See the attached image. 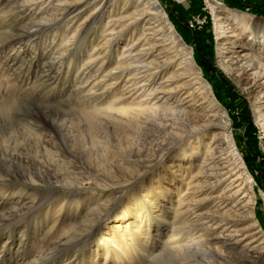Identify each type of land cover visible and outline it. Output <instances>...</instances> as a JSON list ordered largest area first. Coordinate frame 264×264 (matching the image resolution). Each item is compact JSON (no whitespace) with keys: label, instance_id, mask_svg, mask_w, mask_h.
Segmentation results:
<instances>
[{"label":"rangeland","instance_id":"obj_1","mask_svg":"<svg viewBox=\"0 0 264 264\" xmlns=\"http://www.w3.org/2000/svg\"><path fill=\"white\" fill-rule=\"evenodd\" d=\"M78 1L0 0V264H264L263 90L219 63L208 2L264 13L158 0L215 107L180 59L154 76L109 75L154 19L111 39L107 22L127 26L131 7L105 0L96 20L101 1L72 11ZM178 12L209 25L189 30ZM168 77L175 96L156 90ZM223 112L251 184L227 166Z\"/></svg>","mask_w":264,"mask_h":264},{"label":"bare ground","instance_id":"obj_2","mask_svg":"<svg viewBox=\"0 0 264 264\" xmlns=\"http://www.w3.org/2000/svg\"><path fill=\"white\" fill-rule=\"evenodd\" d=\"M81 1L73 4L71 8L72 11L81 7ZM99 1H101V6L93 13L94 19L96 20L101 15L105 0L104 2L103 0H87L88 3ZM124 2L131 7V11L126 12V14L122 16V18L128 21V24L121 29L115 30L116 28L113 25L119 20H109L107 24L111 23V27H108L110 34H112L111 39H115L117 37H115L116 34L122 33L124 28L128 29L131 25L136 29L139 22L146 17L154 20L143 26L139 35L131 41L128 47L123 49L118 60L119 63L117 67H115L116 73L112 71L109 75L118 79L130 72H134V76L140 73L154 76L168 67L169 63L176 62L180 59L177 63L178 68L187 67V69H189L190 80H193L191 84H197V87L202 88L214 106L217 105L218 102L214 99L210 84L202 77L201 69L196 65L192 57L191 48L182 41L172 23L162 11L158 0H124ZM208 3L214 16V33L216 40H218L217 44L220 53L219 63L228 72L237 74L247 73V75L251 77V84L263 90L259 96L260 100L258 101L259 104L256 106V112L264 126V57L258 58L254 54L258 52L264 55V20L250 19V16L248 17L246 12L220 5L215 3V1H209ZM246 32H249L250 37L244 41L240 38V35ZM171 48L175 49L172 51L173 53L169 54ZM246 48L248 51L245 50ZM152 54L153 57L149 59ZM184 73L183 68L181 74ZM169 79L168 77L160 81L156 90L175 96V91L166 90L165 83L168 82ZM191 96L192 94L189 93L187 98ZM184 99L185 98L182 99L181 97L176 99L179 103L177 106L171 108L173 113L179 114L185 112L186 107L179 106L183 104L182 101ZM1 113L3 116H7L6 109L2 110ZM219 114L218 122L223 128L224 137L231 148L229 150V164L227 166L230 167L234 165V167H239L241 173L245 175L243 180L251 184V176L246 175L247 171L241 156L238 152H234V138L228 128L227 115L224 112ZM199 146L200 142L190 153H195ZM258 232L260 231L258 230L255 233Z\"/></svg>","mask_w":264,"mask_h":264},{"label":"built area","instance_id":"obj_3","mask_svg":"<svg viewBox=\"0 0 264 264\" xmlns=\"http://www.w3.org/2000/svg\"><path fill=\"white\" fill-rule=\"evenodd\" d=\"M173 0H171V4L173 5ZM176 1H183V0H176ZM206 1V0H204ZM207 15H201V13L196 14H189L186 17V20L184 21L185 26L189 29L194 31L197 28H201L204 22H207L206 20Z\"/></svg>","mask_w":264,"mask_h":264},{"label":"trees","instance_id":"obj_4","mask_svg":"<svg viewBox=\"0 0 264 264\" xmlns=\"http://www.w3.org/2000/svg\"><path fill=\"white\" fill-rule=\"evenodd\" d=\"M198 0L196 1H192V0H189V8L192 12H195V11H198L200 10V6H197L198 5ZM229 3L231 4V6L233 7H236V8H242V5L238 2L239 0H228ZM260 7H262V5H260ZM173 8L176 9V5L173 3ZM260 13H264V11H260ZM178 15V18L180 20L184 19V15H181L179 12L177 13ZM172 21V20H171ZM207 25H209V20L207 21Z\"/></svg>","mask_w":264,"mask_h":264},{"label":"crops","instance_id":"obj_5","mask_svg":"<svg viewBox=\"0 0 264 264\" xmlns=\"http://www.w3.org/2000/svg\"><path fill=\"white\" fill-rule=\"evenodd\" d=\"M238 2L247 4L250 6V7H246V8L254 9L255 11H259V12L264 11V0H239ZM260 5H262V7H260Z\"/></svg>","mask_w":264,"mask_h":264},{"label":"water","instance_id":"obj_6","mask_svg":"<svg viewBox=\"0 0 264 264\" xmlns=\"http://www.w3.org/2000/svg\"><path fill=\"white\" fill-rule=\"evenodd\" d=\"M240 4H242L243 6H245V7H250L249 5H247V4H244V3H241V2H239Z\"/></svg>","mask_w":264,"mask_h":264}]
</instances>
